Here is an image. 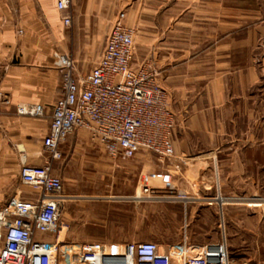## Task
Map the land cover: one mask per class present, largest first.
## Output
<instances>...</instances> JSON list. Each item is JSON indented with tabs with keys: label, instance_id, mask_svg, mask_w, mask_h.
Here are the masks:
<instances>
[{
	"label": "rangeland",
	"instance_id": "1",
	"mask_svg": "<svg viewBox=\"0 0 264 264\" xmlns=\"http://www.w3.org/2000/svg\"><path fill=\"white\" fill-rule=\"evenodd\" d=\"M222 2L225 25L231 22L233 15L240 16L241 26L234 32L239 42H231L232 32L226 28L221 39L215 27L216 14L220 12L206 5L215 0H126L125 7L119 11L126 14V24L136 29L133 65L154 73L168 92L177 117V134L182 117L187 120L186 116L193 114L191 102H208V87L216 70L222 69H217L219 63L227 62L225 57L231 51L239 72L231 78V68L228 69L225 86L232 95L239 93L243 100H249V111L254 115L250 123L243 115L235 129L244 132L250 126L256 133L257 144L263 143L264 0ZM61 27V42L49 47L75 60L76 75L85 76L94 67L106 36L93 39L87 52L73 40L71 26L62 24ZM253 63L256 82L247 86L241 77ZM74 136L76 140L72 145H66L65 141L61 146L59 160H51L43 149L44 164L50 161L53 174L63 180L66 194L73 199L67 204L59 239L69 244L152 241L159 244L161 250L175 244L176 235L159 233L158 208L169 201L167 189L185 185L184 164L179 163V168L173 164L176 152L170 159L147 151H140L131 158H114L93 143L85 131L76 132ZM199 138L203 143L207 140L205 134ZM258 146L256 193L240 191L234 197L237 200H229L225 207L232 209L234 217L225 218L224 247L231 264H264V202L257 203L264 200V149ZM22 158L21 155V165ZM18 184L30 190L20 180Z\"/></svg>",
	"mask_w": 264,
	"mask_h": 264
},
{
	"label": "crops",
	"instance_id": "2",
	"mask_svg": "<svg viewBox=\"0 0 264 264\" xmlns=\"http://www.w3.org/2000/svg\"><path fill=\"white\" fill-rule=\"evenodd\" d=\"M125 4L126 0H72V35L80 49L85 47L84 51L89 52L93 39L107 36ZM206 5L220 12L216 14L215 27L221 39L226 28L232 32L231 42H239L234 34L241 26L239 14L225 25L222 0ZM62 24L55 0H0V208L13 196L36 195L18 184L19 157L27 156L30 165L41 166L45 162L43 140L49 132L52 109L62 95L55 57L59 51L53 52L49 45L61 42ZM232 54L227 52V62L219 63L217 69H222L216 70L208 87V102H191L193 114L179 121L173 164L176 168L179 163L184 164L185 185L167 189L169 201L158 208L159 233L176 235L175 244L170 246H225V218H234L232 209L225 208L227 203L237 200L234 197L240 191L256 193L255 156L257 145L264 149V141L257 144L250 126L244 132L235 129L243 115L249 123L254 115L249 111L251 102L243 100L239 93L232 95L225 86L228 69L231 68V78L238 71ZM100 55L101 52L94 67ZM242 75L241 81L247 86L255 83L254 63ZM22 105H41L45 116H22L18 113ZM262 133L264 138V129ZM198 134H205L207 140L200 142ZM75 140L71 135L65 143L72 145Z\"/></svg>",
	"mask_w": 264,
	"mask_h": 264
},
{
	"label": "built area",
	"instance_id": "3",
	"mask_svg": "<svg viewBox=\"0 0 264 264\" xmlns=\"http://www.w3.org/2000/svg\"><path fill=\"white\" fill-rule=\"evenodd\" d=\"M72 0H55L64 26L72 23ZM136 29L120 13L106 36L96 66L76 75L70 56L55 54L62 74V95L52 109L43 149L51 160L62 158L69 136L85 131L90 140L114 158L140 151L162 159L175 156L177 117L168 92L154 73L133 65ZM22 116L44 117L41 105H22ZM20 181L36 195L13 196L0 209V264H231L224 245L186 243L161 250L156 242L64 243L59 239L67 204L63 180L50 161L30 165L22 155ZM50 237L51 239H46Z\"/></svg>",
	"mask_w": 264,
	"mask_h": 264
},
{
	"label": "bare ground",
	"instance_id": "4",
	"mask_svg": "<svg viewBox=\"0 0 264 264\" xmlns=\"http://www.w3.org/2000/svg\"><path fill=\"white\" fill-rule=\"evenodd\" d=\"M72 199V198H71ZM63 235V234H62ZM223 249H225V247H223Z\"/></svg>",
	"mask_w": 264,
	"mask_h": 264
}]
</instances>
